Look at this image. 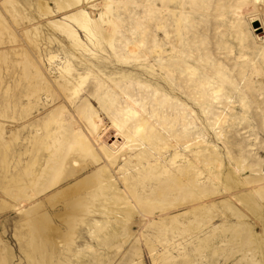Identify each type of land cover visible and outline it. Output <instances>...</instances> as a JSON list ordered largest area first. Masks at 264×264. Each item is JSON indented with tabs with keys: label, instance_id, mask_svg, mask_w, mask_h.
<instances>
[{
	"label": "bare ground",
	"instance_id": "6f19581e",
	"mask_svg": "<svg viewBox=\"0 0 264 264\" xmlns=\"http://www.w3.org/2000/svg\"><path fill=\"white\" fill-rule=\"evenodd\" d=\"M51 1L54 10L40 4L36 12L46 20V47L39 50V41L25 31L26 46L12 51L20 92L16 97L8 86L1 115L9 125L3 139L8 163L17 127L29 122L33 151L47 153L37 176L29 179L36 156L20 173L24 185L8 192L12 206L24 213L27 262L71 264L70 256L84 252L73 249L74 223L89 220L94 232H100L99 223H120L124 234L137 223L143 229L138 240L153 264H218L229 257H222L224 248L215 241L228 235L240 240L232 264H261L264 253L260 259L256 254L264 247V159L257 149L264 150V83L254 78H264V42L255 39L251 23L259 19L264 26V0ZM224 35L238 41L237 56L220 57L233 52ZM2 57L12 68L13 59ZM236 60L252 62L250 69ZM181 98L205 116L211 139L222 148L194 125L193 107ZM259 126L262 137L255 131ZM88 166L95 171L67 187L85 193L68 205L67 223L73 224L64 234V254L46 260L35 230H43L36 223L48 216L33 217L25 202ZM223 182L247 188L235 199L261 229L253 231L258 250L250 246L244 211L226 204L235 222L213 225V210L200 205ZM3 244L0 264H9Z\"/></svg>",
	"mask_w": 264,
	"mask_h": 264
},
{
	"label": "rangeland",
	"instance_id": "374dc122",
	"mask_svg": "<svg viewBox=\"0 0 264 264\" xmlns=\"http://www.w3.org/2000/svg\"><path fill=\"white\" fill-rule=\"evenodd\" d=\"M40 4H47L50 8L54 10V4L51 0H45V1L0 0V55L2 54L0 56L1 57L0 58V107H1L0 108V112H1L0 113V240H1L0 243L2 244L4 243L5 246L7 247V251L10 255L8 258L9 264H30V263L27 262L28 261L26 258L27 255H25L27 251V246H25L24 239H25V234L27 233L26 232L27 229L23 225L24 222H22L24 220V213L20 212L18 210V207L12 206L10 202V198L8 197V192L11 189L15 188L16 186L24 185V182L22 181L25 180V177L23 176L21 177L20 173L26 170L27 167L28 168L30 167V164H32L36 156H37V163L34 165L35 175L34 173H32V176H30L29 179H32L33 177L37 176L36 174L39 172V170L44 167L45 160L47 158V153L44 151H40L38 155H36L35 149L33 151V147L30 141L34 134V130L32 128L31 123L29 122L28 125L26 124L24 127L22 125L17 127L18 139L13 140L15 142L12 141L13 142L12 152L10 153L11 154L10 158L12 161L10 160L8 163L7 161L9 158L7 157L8 154L6 153V150L4 148L3 139L7 138L9 135L7 129L9 125L5 123V120L3 119V117H1V115L5 113L4 112L5 111L4 101L6 98L5 91L8 88V86L11 85L13 87L11 91L12 93L15 94L16 97L19 95L20 92V90H17L19 87L15 86L14 84V81L18 79V75H17L18 70L17 68H15L16 66L15 60H17L18 57L15 54L13 55L12 51L17 49V47L26 46V45L24 46L25 43L22 32L25 31L29 32L31 37L33 38L35 37L34 40H36V43L39 41L37 43V45H39V50H43L46 47V45L43 44L45 43L44 37H47L49 33H47V29L45 26L46 25L45 18L37 17L39 16V14L37 13ZM35 6H37V8ZM138 9H139L138 12L142 11L140 10V8ZM252 17L253 15L247 14L245 16V19L248 23H251ZM35 26L36 27L41 26L39 27L40 30L38 31L39 34L37 36L34 35V31L36 30ZM44 26L45 28H43ZM251 26L254 30L253 36L256 37L255 39L260 38L262 42H264V28H263L264 26L261 25V20L258 19L257 21L252 22ZM158 35L159 37L162 36L161 33H158ZM223 37H224L223 39L227 40V43L231 47V50L233 52L227 53V51H222L223 54L220 55V57L222 56L227 57L228 55L231 57H233L234 55L237 56L239 53L238 50H240L238 41L235 38H232L228 35H224ZM159 40L161 41V39ZM52 49L54 50L55 48L52 47ZM245 53L248 54L246 55L247 58L245 57V59L251 57V50L248 51L246 50ZM4 54L8 55L7 57L8 59L11 58L13 59L12 68L10 67L9 62L4 63L2 57ZM10 55L12 56L10 57ZM227 63L229 66L235 64L233 60L228 61ZM236 63L239 66L244 64V63L241 64V60L239 61L236 60ZM251 63L252 62L246 63L244 64V66L247 69H250ZM135 69L138 70L137 72L141 71L140 70L141 68L139 69V67ZM7 72L8 73L10 72L11 74L9 75ZM11 75L12 78H10ZM254 80L256 82L258 81L257 83L259 82L264 83L263 77H256L254 78ZM25 98L26 97H23L22 100L24 104H25L24 101H26ZM181 99L185 103H187L189 107L191 108L193 107L192 110L194 114L191 115L195 123L194 125L199 127L203 131V133L206 134L205 136L209 142L215 144L216 146L219 145L218 147L222 148L219 141L213 138L211 139L212 132L207 128L205 124V116L200 112V110L191 104L190 99L189 100L184 98ZM241 111H242L241 108L237 107L236 112L241 113ZM101 120L103 121L102 123L104 125L108 124V118L106 117L105 114L101 115ZM250 125L252 126L253 123H251ZM261 130H262L261 126L255 129L257 135L260 137L263 136ZM113 141L114 139H111L109 143ZM257 151L258 154L261 155L264 159V150L260 148L257 149ZM15 160H17L19 163L16 164L17 161ZM224 161H223L224 169L222 171L225 175L228 166H227V160L225 158ZM94 171H95L94 167L88 166L86 171L82 173L78 172L74 175V177H71L68 180L66 179L60 182L58 185H55L49 189H46L44 191L40 190L31 197V201L25 202L26 204L28 203L30 205L29 207L33 209L32 210L33 217L34 216L36 218L38 217L39 220H41L42 216H48L49 221L46 220V222L44 223L42 220L43 223H36L38 225L43 224V230L42 231L35 230L36 235H38L37 239H39V242L41 243L40 250L41 252L43 251L44 253L43 255L46 258V260H48L51 257L57 258L61 254H64V249L66 248V246L63 245V241L65 239L64 234H66V232L68 231L69 226L73 224V223H67V217L68 218L72 217V211L71 209L68 208V205L70 204V201L73 200V198L82 197L84 196L85 193L83 189L80 190L79 188L67 189V187L75 183L76 180L78 181L80 178H83V175L84 176L89 175ZM243 193H247V188H245V186L235 187L233 185H228L227 183L223 182L222 184L220 183L217 186L214 193L207 195V197L204 199L203 202L200 203V205L202 207L205 208L207 207L213 210V211L211 210L212 215H214L212 219L213 225H218L221 222H224L226 225H230L231 223L235 222V219L231 216L230 212L227 209H225L226 204H231L237 207L238 209H240L241 211H244L243 213H245V215L247 214L248 217H246L243 221L249 222L251 229L250 231L251 234L249 237L251 238L250 241L252 242V245L250 246L251 247L253 246L256 250H258L259 246L255 242L253 231L255 229V231L261 233V229L257 226V223H255L253 217L254 215L248 214L244 210L243 206L235 199L236 196H239ZM263 212H264V208H263ZM74 224H75L73 226L74 235L71 238L73 240L72 241L73 249L83 250L84 252L82 255L76 253L75 254L76 256H70L69 259L71 264H131L132 261L137 262L138 260L140 261L139 264H153L149 251L141 243V241L139 242L138 240V238L140 237L139 233H141V231L143 232V229L140 228L138 225H136L137 223H133L134 225L132 223H131L132 225L129 224L127 227L126 234L123 233V227H121L120 223L119 224L99 223L98 225H100L101 227L100 232H94L93 229L89 228V226L91 227L92 225L91 221L89 220L86 221L85 223L77 222ZM110 236H115V237H110ZM103 238H108V239L101 241ZM239 242L240 240H235L233 238H230L229 235L225 239H222L221 242H219V240L215 241V245L222 246L224 248V254L222 255V257L223 256L229 257L225 261L222 258H220L218 260V264L233 263V260L238 256V254H236V256L234 257H231V255L232 252L236 249V247L239 246L238 244ZM120 243L122 244V246L120 249H117L116 246ZM135 247L139 249L138 256H136V250L132 252L133 249H135ZM261 253H264V247L259 249V254H256L258 255V259H260ZM196 264H202V263L198 261ZM261 264H264V260H261Z\"/></svg>",
	"mask_w": 264,
	"mask_h": 264
}]
</instances>
